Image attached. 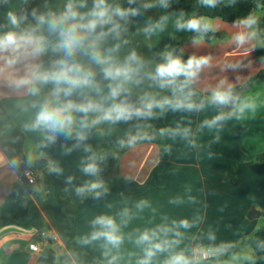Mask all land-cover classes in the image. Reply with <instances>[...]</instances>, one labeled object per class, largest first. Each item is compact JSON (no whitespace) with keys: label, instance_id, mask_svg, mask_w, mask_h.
Here are the masks:
<instances>
[{"label":"clouds","instance_id":"9594fccd","mask_svg":"<svg viewBox=\"0 0 264 264\" xmlns=\"http://www.w3.org/2000/svg\"><path fill=\"white\" fill-rule=\"evenodd\" d=\"M238 2L196 0V5L215 9ZM172 3L0 0V195H10L21 206L27 200H45L51 192L45 177L54 175L64 178L65 196L79 202L101 201L111 195L104 178L109 161H121L122 154L155 145L152 163L159 165L165 154L172 153L169 141L177 140L199 154L202 146L183 121L162 127L155 121L213 110L214 115L203 119L199 128L220 132L230 120L256 118L264 99L260 92L250 94L252 76L237 74L233 82L211 73L215 68L220 73L252 69L253 61L247 58L264 49V16L255 11H264V5L255 2L252 11L232 23L228 45L236 56L221 59L193 52L185 59V49L172 43L153 49L166 32L172 40L177 33H190V44L198 49L206 40L216 41L223 25L219 18L200 15L195 9L169 12ZM156 8L164 13L157 19L147 15ZM260 62L264 64V57ZM105 140L110 146H102ZM58 141L63 157L78 153L79 176L66 175L60 160L47 151ZM219 141L217 135L213 144ZM41 161L42 170L38 168ZM134 166L129 160L128 167ZM21 176L30 185L23 191L15 186ZM133 180L125 176L126 182ZM185 202L169 201L176 206ZM187 202L196 203L190 194ZM151 208L150 200L144 198L115 216L97 214L76 242L81 247L98 244L101 264H122L125 241L139 249L134 264H153L158 254H166L167 264H200L202 256H211L218 264H264L260 235L264 228L260 226L236 243L203 252L200 243L190 241L188 247L181 243L182 233L199 226L198 213L191 220L164 217L150 229L124 232L136 215ZM207 242L214 244L215 236L209 233Z\"/></svg>","mask_w":264,"mask_h":264},{"label":"crops","instance_id":"0c3cea01","mask_svg":"<svg viewBox=\"0 0 264 264\" xmlns=\"http://www.w3.org/2000/svg\"><path fill=\"white\" fill-rule=\"evenodd\" d=\"M255 2L264 3V0ZM157 9L161 12L160 15L164 13L163 9ZM147 15L153 17L150 11ZM257 15L264 16V11ZM220 21L223 27L217 33L225 35L226 39L216 36V41H205L198 49L187 42L183 45L185 55L195 52L198 55L212 54L221 59L236 56V53H232L233 47L228 45L232 23L221 19ZM167 34L166 32L156 45L158 49L172 40ZM181 34L177 33V38ZM247 59L253 61L252 69L239 73L231 71L220 73L219 69L215 68L211 74L225 75L234 82L237 74L253 77L264 69V64L257 58L256 50L250 53ZM256 92H260L261 99H264V84L252 85L250 94ZM212 115L214 111L209 110L200 116L166 117V124L183 121L184 126L193 129L197 145L202 146L199 154L187 148L184 142L177 140L174 143L169 141L172 144V153L169 159L162 158L159 165L152 163L155 145L144 146L135 153L122 155L116 173L111 172L113 163L109 161L105 173H108L106 181L110 185L111 195L101 201L86 200L80 206L76 219L77 236L88 231V222L95 215L102 213L115 216L123 207L131 206L144 198L150 200L152 208L136 215L124 229L125 233L135 232L137 229H150L159 224L164 217L191 220L192 216L198 213L201 217L199 226L182 233L181 243L184 247L190 246V241L200 243L203 251L213 246L236 243L245 235L253 233L257 226L262 227L264 161L256 162L255 156L264 153V105L255 113V119L246 122L230 120L220 132L206 128L201 130L199 124ZM217 135L220 141L213 144ZM47 151L54 159L60 160L66 175L75 173L79 176L75 167L78 153L63 157L59 141ZM209 152H213L211 157L208 155ZM129 160L134 161V167H128ZM233 165L239 168L236 175L237 183L232 182L229 177ZM117 172L121 179L114 182ZM127 175L133 176L134 180L126 182ZM18 183L15 186L20 191L30 187L25 179L20 178ZM189 194L195 199V204L187 202ZM172 199H185L186 202L176 206L169 203ZM70 206L71 200L62 196L60 192L53 193L45 200H27L22 206L14 203L10 195H0V213L3 216H17L28 221V227L9 225L0 229V264H59L61 255L67 251L70 237V222L67 215ZM252 210L259 212L260 215L250 219L249 213ZM209 233L215 236L214 244L207 242ZM32 242L39 245L38 254L29 250V244ZM86 248L94 249L100 254L98 244ZM121 254L124 257L122 264H134V259L140 252L132 243L125 241ZM68 255L69 264H73V261L75 264H101V258L88 252ZM199 260L200 264H218L213 257ZM153 264H167L166 254H158Z\"/></svg>","mask_w":264,"mask_h":264},{"label":"trees","instance_id":"16d2710c","mask_svg":"<svg viewBox=\"0 0 264 264\" xmlns=\"http://www.w3.org/2000/svg\"><path fill=\"white\" fill-rule=\"evenodd\" d=\"M254 8H255L254 0H239L238 4L235 6H232V7L221 6V7L215 8V9H211L208 7H202V6L197 7L196 0H179L178 3L175 2V0H173V3L171 5V7L168 9V11L169 12L179 11L180 9H183L185 11L191 12L195 9L198 11V13L200 15H205V16H208L209 18H212V19L219 18L224 22L233 23L236 18L246 16ZM150 12H151L153 17H158L161 14V12L157 8L150 10ZM190 35H191L190 33L184 32L176 40H171V41H169V43L175 44L178 47H183L184 44H186L187 42H190L189 41ZM215 35L220 37L221 39H226L225 35H222L219 33H216ZM206 41L210 42L209 40H206ZM153 50L159 51L160 49H158L155 46ZM256 55H257L258 60L260 61V57H264V49H257ZM186 58H187V55H185V59ZM252 78H253V84L252 85L264 84V69L261 70L256 75H254ZM155 123H156L157 127L166 126V117L161 119V120L155 121ZM101 143H102V146H104V147L110 146V142L107 140L102 141ZM169 157H170V155H167V154H165L163 156V158H165V159H169ZM255 161L256 162L264 161V153L256 155ZM112 163H113V165L119 164V162H117V161H112ZM238 170H239V168L236 165H233L229 171V177L232 180V182H234V183H237V176L236 175H237ZM107 175H108V173L104 174L105 180H106ZM20 178H22L24 180L23 176H21ZM119 179H121V178H120L119 173L117 172V177L115 178L114 182H117ZM45 184L48 188L51 189L50 195H52L55 192H60L62 196L67 197L71 200V206H70V208L68 210V214H67L68 220L70 222V237L68 240L67 251L61 255L59 264H69V260H68V257H69L68 254L69 253L88 252L93 256L101 258L100 254H98L96 250L91 249V248L81 247L76 242L77 214H78L80 206L86 200L84 202H79L74 197L65 196L61 191L62 188L65 186L64 179H59V178L55 177L54 175L53 176H46L45 177ZM29 204L30 203H28V205ZM9 225H18V226H22V227H28V221L26 218L21 219L17 216L5 217L0 213V229H2L3 227L9 226ZM262 228H264V227H262ZM260 235L262 237H264V231H262L260 233Z\"/></svg>","mask_w":264,"mask_h":264},{"label":"water","instance_id":"95a60500","mask_svg":"<svg viewBox=\"0 0 264 264\" xmlns=\"http://www.w3.org/2000/svg\"><path fill=\"white\" fill-rule=\"evenodd\" d=\"M43 166H44V162L41 161L40 164L38 165V168H39L40 170H42V169H43ZM117 169H118V164H114L113 167H112L111 172H112V173H116ZM256 215H257V217H258V216L260 215L259 212H256L255 210H252V211L249 213V218H250V219H254V218H256Z\"/></svg>","mask_w":264,"mask_h":264},{"label":"built area","instance_id":"2783aa9c","mask_svg":"<svg viewBox=\"0 0 264 264\" xmlns=\"http://www.w3.org/2000/svg\"><path fill=\"white\" fill-rule=\"evenodd\" d=\"M24 179H25L26 183L29 185L28 180H27L25 177H24ZM37 182H38V180H37ZM28 248H29V250H30L32 253H34V254H38V253L40 252V247H39V245H38L37 243H35V242L30 243ZM203 251H204V250H203ZM203 251H202V252H203ZM209 258H211V256H208L207 258H204L203 256L200 257V259H202V260H206V259H209Z\"/></svg>","mask_w":264,"mask_h":264},{"label":"rangeland","instance_id":"374dc122","mask_svg":"<svg viewBox=\"0 0 264 264\" xmlns=\"http://www.w3.org/2000/svg\"><path fill=\"white\" fill-rule=\"evenodd\" d=\"M257 3H258V2H257ZM258 4L263 5L264 3L259 2ZM256 13H257V14L261 13V10H260V9H257V10H256ZM262 224H263L262 227H264V218H263Z\"/></svg>","mask_w":264,"mask_h":264}]
</instances>
